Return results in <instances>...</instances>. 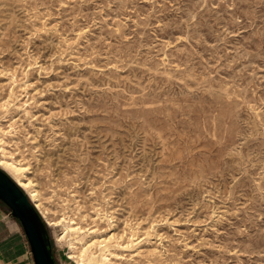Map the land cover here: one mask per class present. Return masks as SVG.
I'll return each mask as SVG.
<instances>
[{"label": "rangeland", "instance_id": "374dc122", "mask_svg": "<svg viewBox=\"0 0 264 264\" xmlns=\"http://www.w3.org/2000/svg\"><path fill=\"white\" fill-rule=\"evenodd\" d=\"M1 162L57 264H264V0H0Z\"/></svg>", "mask_w": 264, "mask_h": 264}, {"label": "water", "instance_id": "95a60500", "mask_svg": "<svg viewBox=\"0 0 264 264\" xmlns=\"http://www.w3.org/2000/svg\"><path fill=\"white\" fill-rule=\"evenodd\" d=\"M0 201L22 225L35 264H57L45 220L13 178L0 168Z\"/></svg>", "mask_w": 264, "mask_h": 264}, {"label": "crops", "instance_id": "0c3cea01", "mask_svg": "<svg viewBox=\"0 0 264 264\" xmlns=\"http://www.w3.org/2000/svg\"><path fill=\"white\" fill-rule=\"evenodd\" d=\"M8 209L7 206L0 204V229L8 217L13 218L12 214L8 213ZM12 240V238L0 240V264H35L32 252H26L25 246L12 248Z\"/></svg>", "mask_w": 264, "mask_h": 264}, {"label": "bare ground", "instance_id": "6f19581e", "mask_svg": "<svg viewBox=\"0 0 264 264\" xmlns=\"http://www.w3.org/2000/svg\"><path fill=\"white\" fill-rule=\"evenodd\" d=\"M0 166L1 167H3V168H5V169H8V170H10V171H12V172H14L15 174H17V179H16V182H17V184H18V186L21 188V189H23V190H25V191H27V192H29L30 194V198L35 202V205H36V208H37V210L38 211H40L41 212V214L43 215V217L44 218H46V216H45V213L42 211V209H41V204H40V200H39V194L37 193V191H35V190H32V184L29 182V183H25V182H23L21 179H20V176H22V170L21 169H19V168H17L16 166H14L13 164H9V163H7V162H1L0 163ZM50 225H55L54 223H50ZM67 230H68V232H75L76 230H79V229H76V228H67ZM103 243L102 242H99V241H94L93 243H91V244H89L87 247H86V249H84V250H82L81 251V254L79 255V256H77L76 257V259H77V262L79 263V264H85V262L87 261V259L91 256L89 253H88V249L89 248H91V247H97V248H99L101 245H102ZM109 247V246H108ZM135 247V246H134ZM72 249L74 250L75 249V247H72ZM77 249V248H76ZM101 249V248H100ZM100 252H101V250H100ZM103 255L104 254H102V255H100V256H102L103 257ZM72 258H74V256L72 257ZM101 258V257H100ZM104 259V258H103ZM106 259V258H105ZM104 259V260H105ZM97 261V260H96ZM97 262H99V258H98V261Z\"/></svg>", "mask_w": 264, "mask_h": 264}, {"label": "trees", "instance_id": "16d2710c", "mask_svg": "<svg viewBox=\"0 0 264 264\" xmlns=\"http://www.w3.org/2000/svg\"><path fill=\"white\" fill-rule=\"evenodd\" d=\"M20 223V222H19ZM47 228H48V226H47Z\"/></svg>", "mask_w": 264, "mask_h": 264}]
</instances>
